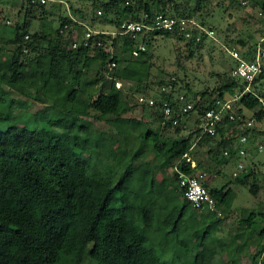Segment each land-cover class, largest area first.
Masks as SVG:
<instances>
[{"label": "trees", "instance_id": "obj_1", "mask_svg": "<svg viewBox=\"0 0 264 264\" xmlns=\"http://www.w3.org/2000/svg\"><path fill=\"white\" fill-rule=\"evenodd\" d=\"M244 1L262 8L258 20L264 24V0L230 2L246 6ZM213 2L101 0L95 6L103 8L107 18L115 15L118 29L94 33L91 41L101 40V46H86L88 30L80 33L77 47L72 46L73 27H77L73 18L63 16L60 25L51 28L42 22L48 4L19 3L14 13L9 7V13L0 9V264H219L215 262L219 248L232 264H264V225L260 233L263 243L254 253L245 254L239 230L231 244L224 247L222 240L224 243L215 245L210 236L213 225L202 227L209 214H202L201 222L196 223L201 208H193L184 195L176 170L178 165L195 174L205 168L209 175L204 184L222 215L227 211L224 205L230 183L249 181L252 193L258 194V179L264 177L255 158L264 151L259 148L264 146V64L252 83V92L237 102L239 111L252 112L254 124L249 127L225 118L214 135L203 133L205 110L247 84L231 75L235 64L231 56L224 78L212 90L195 93L179 74L161 80L162 84L175 76L177 88L195 103L180 126L164 125L160 105L148 106L138 98L132 102L125 92L124 83L129 82L149 90L143 94H154L159 100L166 96L159 88L151 89L150 45L156 35L183 41L190 56L193 47H202L212 37L204 34L196 41L162 30L136 36L123 33L122 22L141 20L145 12L164 11L192 17L215 30L214 9L208 11ZM80 14L85 17L82 11ZM38 20L40 25H36ZM6 37L12 39L11 48L5 45ZM259 40L249 41L241 34L237 43L227 39L226 44L236 46L251 60ZM141 44L146 48H140ZM24 53H38L39 60L33 65ZM20 93L28 96L27 103L20 100ZM62 99L66 106L53 118L32 109L34 103L50 105ZM147 108L153 121L136 115ZM105 121L107 126L100 127ZM18 122L24 126H17ZM163 128L175 132L189 128V132L168 141ZM244 134L249 136L248 167L238 176L232 175L227 184L211 186L210 176H226L223 168L227 162L237 166L244 159L238 154ZM150 145L155 161L145 160ZM198 148L206 149L205 159L197 157ZM186 152L197 161L196 169L181 160ZM156 169L161 171V179ZM172 188L183 194L182 201L171 194ZM259 214L264 219V211ZM257 215L251 212L244 220L247 229ZM190 233L199 238V244L189 241ZM170 250L175 252V260L164 257Z\"/></svg>", "mask_w": 264, "mask_h": 264}, {"label": "rangeland", "instance_id": "obj_2", "mask_svg": "<svg viewBox=\"0 0 264 264\" xmlns=\"http://www.w3.org/2000/svg\"><path fill=\"white\" fill-rule=\"evenodd\" d=\"M98 1L101 0H65V3L59 2L57 0H52L48 3V13L42 22L46 25V27L50 28L59 26L63 16H69L68 8H70L72 14L76 18L83 20L90 19V21H92L94 25L98 27H100V25H97L98 23H105L104 27L106 29L116 31L118 27L115 15L110 14L109 18H107L104 9L95 6V3ZM230 1L231 0H214V2L211 3L208 11L211 12L214 9V15L212 16V19H210L218 25V28L215 29V37L207 39L202 47H193V56L189 55L191 51L187 50L186 45L183 41H180L174 37H166L162 34L156 35L154 41L150 45V62L152 63L151 71L153 74L151 81L152 88H150L152 90L159 88L161 80L172 74H179L181 77H183L185 79L184 84L189 83L191 86V90L195 93L202 92L206 89L212 90L220 84L222 77L224 78L225 76L224 72L228 70V66L232 62L229 53L225 50V45H228L226 44V40L232 39L235 43H237L241 34L246 40L249 41H256L260 39V37L264 34V24H262V22H259L258 20V16H260V11L262 10V8L260 6L253 8L251 3L245 4L246 6H243L237 2ZM19 3V0H0V9H2L3 13H9L7 9L9 7L10 9H12V13H14L17 12V10L20 8L18 6ZM78 10H81L84 13V18L83 16H81L80 12H77ZM99 10H102V12L99 13ZM68 18H71V16H69ZM9 20L11 19L9 18ZM39 22L40 20L36 22V25H40ZM76 23L78 24L76 29L80 33L85 34V32L87 31L86 26H84L80 22ZM7 27L11 29V26ZM5 42L7 43L5 45L11 48L10 46H12L13 43L12 39L10 37H6ZM23 56L25 58L27 57L28 59H31L33 65H35L39 60L38 53H24ZM124 86L127 97L130 98L132 102L136 101V98H138L139 94L149 92L147 88L140 89V87L134 85V83L132 84L129 82H125ZM19 96L22 102L27 103L29 101L28 96L21 93L19 94ZM65 106L66 101L62 99L50 105L34 103L32 109H37L42 114H47L53 118ZM245 111L247 114L252 115L251 111ZM151 112L152 111L147 108L145 109V112H143V114H141L142 112L140 111H137V114H134L145 116L146 119H150L151 121H153L154 117L151 116ZM108 123L109 122L105 121L104 124H100V127L107 126ZM152 123L155 124L154 122ZM17 126L22 128L24 125L22 122H18ZM56 131L57 133H59L60 129H57ZM188 132L189 128H187L186 130L181 129L176 132L174 130H162L164 138L168 141H171L174 137L187 134ZM148 148L150 149V151L146 153L145 160L155 161L156 159L154 151H152V145H150V147ZM196 155L198 158L205 159L207 155L206 149L201 150L198 148ZM255 158L261 164L260 168L263 171L264 151L262 153H257ZM236 168L237 166H235V163L229 161L224 165L223 168L226 176L223 175V173H216L213 177L210 176L208 180L213 178L214 181L218 180V182L222 184H227L229 179L232 178L233 172ZM156 171L157 175L161 179V171H159L158 169H156ZM220 183H217L215 185H220ZM235 185L237 188L235 189L233 198L236 202L234 214L238 213L239 216L243 215L246 212H244L243 210L246 205L251 204L250 206H253L256 200L262 201L264 199V177L262 176L258 179V185L260 186L258 194L252 193L249 188V181L246 182L242 180V183ZM170 192L179 200H182L184 198L183 194H181V192L178 190L172 188L170 189ZM262 209L264 211L263 205ZM220 210L222 211L221 208ZM194 238L196 237L192 236V233H190L189 241H192ZM178 248H181V246H179ZM174 255L175 252L170 250L164 255V257L168 260H175ZM262 257H264V253Z\"/></svg>", "mask_w": 264, "mask_h": 264}, {"label": "built area", "instance_id": "obj_3", "mask_svg": "<svg viewBox=\"0 0 264 264\" xmlns=\"http://www.w3.org/2000/svg\"><path fill=\"white\" fill-rule=\"evenodd\" d=\"M20 3L25 5H44L48 4L52 0H19ZM129 3V2H128ZM248 4L249 1H244ZM102 11L99 10V13ZM263 11H260V15ZM9 22V20H8ZM65 28L69 27L66 23ZM123 33L133 32L136 36L147 31H169L179 32L187 39H196L200 41L204 34L209 37H215V30L209 29L207 26L201 24L199 21L192 17L178 16L170 12L154 11L151 14L144 13L141 20H135L132 18L125 19L121 24ZM74 36L72 39V46L77 47L79 43L80 32L73 27ZM98 31L88 30L84 38V44L86 46L92 45H104L101 40L91 41V37ZM28 37V36H27ZM264 36L260 38L257 44V48L254 52V58L248 60L244 58L240 50L236 46L225 45V50L229 53L232 59L235 60L234 66L231 68V75L235 78L241 79L246 82V86L242 91H236L234 94L228 96L225 99H217L215 104L204 112L203 133L214 135L217 132L219 124L225 119L229 118L235 122L241 121L245 126H252L255 118L252 115L246 113V111H239L237 109V102L240 98L249 92H252V83L259 76L262 66L264 64ZM140 48L145 49V45L141 44ZM112 50V47L110 48ZM27 51V49H25ZM137 53L136 51L134 52ZM115 62H112V66H115ZM176 77L172 76L170 81L160 84L159 92L166 94V96L159 100L154 94L146 95L139 94L138 100L140 103L147 104L148 106L160 105L161 110L164 113L163 124L171 123L173 127L180 126L181 119L184 118L195 107V103L186 97L185 91L179 90L175 85ZM117 86H121V82H117ZM241 146L238 154L243 157L237 163V168L233 172L234 176H238L240 172L248 167L246 157L248 155V142L249 136L244 134L241 136ZM260 150H263V144L259 145ZM229 151H225V155H228ZM181 160L190 162L191 168H197V161L192 156L191 152H186ZM176 170L179 173L180 185L184 189V195L188 200L192 202L195 207L208 208L211 211L221 214V210L217 206V200L210 193L205 186L204 181L208 178V172L204 169H198L195 174H190L176 166Z\"/></svg>", "mask_w": 264, "mask_h": 264}, {"label": "crops", "instance_id": "obj_4", "mask_svg": "<svg viewBox=\"0 0 264 264\" xmlns=\"http://www.w3.org/2000/svg\"><path fill=\"white\" fill-rule=\"evenodd\" d=\"M57 1L65 3L64 2L65 0H57ZM68 12H69L68 15L71 16V18H73L76 22L82 23L84 26H86L87 30L91 29L94 31L116 32L115 30L106 29L104 27L105 23H102V24L98 23L97 25H100V27H98V26H95L94 23L92 21H90V19L83 20V19L76 18L72 14L70 8H68ZM77 12H81V10H78ZM237 182L238 183H236V182L230 183L227 187V189H230L231 192L229 193V196H228V201H227L228 203L224 205L225 206L224 208H226V210H227L226 214L225 213H223V215H222V213L221 214H218V213L214 214L215 213L214 211L207 210L206 208H201V209H198V214L196 217V223L199 224L201 222L202 214H204V213L209 214L210 218H206V222H204V226H202V227H205L207 225H211V226L213 225L212 233H210V236L212 237V240L214 241L215 245L219 246L221 243L225 242L224 243V247H225L226 244H231L230 242L232 241L233 235L236 233L237 230H239L240 233L243 234L242 240L244 241L243 247H244L245 254L254 253L257 251L260 243L263 242V239H262L260 233H261V230H262L263 225H264V219L259 213L263 211L262 205L264 206V199L262 201L256 200V202H255V204H253V206H250L251 204L246 205V207L243 208L244 212L246 211L245 214L240 215V216L238 213L234 214V210L236 208V204H235L236 202L234 201L233 198H234L235 189L237 188L235 184L242 183V181H237ZM209 183L211 186H215V184L220 183V182H218V180L214 181L212 178L209 180ZM220 184H222V183H220ZM192 207L194 208L195 206H192ZM247 211H249V212H247ZM251 212H256L258 214L257 219H256L257 221L253 224L252 227L247 229V227L244 224V220L249 216V214ZM222 216H223V218L220 219V217H222ZM188 221L189 220L186 219V220H184V223L186 224V223H188ZM192 236H194L193 233H192ZM222 240L224 242H222ZM199 242H200V240L198 237H196L192 240V243L194 245L199 244ZM218 250H219V253H218V256L216 257L215 262L219 263V264H232L231 259L227 256V254L226 253H223V254L220 253L221 252L220 248ZM240 256H243V253H241Z\"/></svg>", "mask_w": 264, "mask_h": 264}]
</instances>
